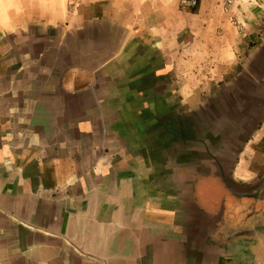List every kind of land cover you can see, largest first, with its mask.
<instances>
[{
    "label": "crops",
    "instance_id": "0c3cea01",
    "mask_svg": "<svg viewBox=\"0 0 264 264\" xmlns=\"http://www.w3.org/2000/svg\"><path fill=\"white\" fill-rule=\"evenodd\" d=\"M181 1L0 0V264H264V0Z\"/></svg>",
    "mask_w": 264,
    "mask_h": 264
},
{
    "label": "built area",
    "instance_id": "2783aa9c",
    "mask_svg": "<svg viewBox=\"0 0 264 264\" xmlns=\"http://www.w3.org/2000/svg\"><path fill=\"white\" fill-rule=\"evenodd\" d=\"M233 1L234 0H222V4L224 8H228L232 4ZM181 2L184 6H187V7H191L195 3L193 0H182Z\"/></svg>",
    "mask_w": 264,
    "mask_h": 264
},
{
    "label": "trees",
    "instance_id": "16d2710c",
    "mask_svg": "<svg viewBox=\"0 0 264 264\" xmlns=\"http://www.w3.org/2000/svg\"><path fill=\"white\" fill-rule=\"evenodd\" d=\"M193 1L195 2L194 5L189 8H190V11L195 12L198 0H193Z\"/></svg>",
    "mask_w": 264,
    "mask_h": 264
},
{
    "label": "water",
    "instance_id": "95a60500",
    "mask_svg": "<svg viewBox=\"0 0 264 264\" xmlns=\"http://www.w3.org/2000/svg\"><path fill=\"white\" fill-rule=\"evenodd\" d=\"M264 52V51H263ZM260 71V73H262V72H264V71H262V69L261 70H259ZM263 75V74H262Z\"/></svg>",
    "mask_w": 264,
    "mask_h": 264
}]
</instances>
